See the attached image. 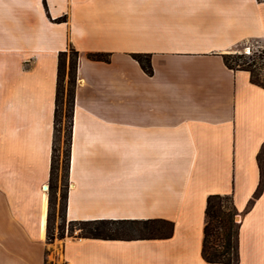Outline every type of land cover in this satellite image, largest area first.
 <instances>
[{"label":"crops","instance_id":"crops-1","mask_svg":"<svg viewBox=\"0 0 264 264\" xmlns=\"http://www.w3.org/2000/svg\"><path fill=\"white\" fill-rule=\"evenodd\" d=\"M246 45L264 50V0H0V264H44L56 243L64 264H206L212 195L239 214L238 264H264V188L248 209L264 88L222 59ZM70 47L66 221L163 220L169 238L47 243L58 56Z\"/></svg>","mask_w":264,"mask_h":264},{"label":"trees","instance_id":"trees-1","mask_svg":"<svg viewBox=\"0 0 264 264\" xmlns=\"http://www.w3.org/2000/svg\"><path fill=\"white\" fill-rule=\"evenodd\" d=\"M64 19H60L62 21ZM68 53L70 58L68 60ZM79 54L72 47L58 56L56 90L54 100V119H53V137L50 158L49 173V207L47 217V243L54 240V232L51 219V211L56 203L54 188V179L57 178L59 168L57 156V141L60 133L61 124V105L63 80L67 77V101L64 129V152L62 162V173L65 184L62 186L60 195V219L65 222L66 211V192L68 186V171L70 161L71 147V128L73 119V104L76 88V72ZM87 59L95 62L109 63L111 54L108 53H90ZM131 58L136 61L142 71L148 75H153L150 64V55L131 54ZM224 65L233 71H245L250 74V81L258 87L264 88V85L254 81L251 75L252 61H244L243 56L224 55L222 56ZM258 167L260 171V182L248 209L253 202L260 196L264 188V146L258 155ZM238 213L234 207L231 197L212 195L206 200L205 208V226L203 231L202 258L206 264H238V234L239 224L234 222V217ZM74 230L79 234L74 238L103 240V241H135V240H154L166 239L172 235L173 225L163 220H90V221H72L69 222L68 237H72ZM64 225L58 228L57 238H65ZM47 264V260L44 261ZM64 264V263H63Z\"/></svg>","mask_w":264,"mask_h":264},{"label":"rangeland","instance_id":"rangeland-1","mask_svg":"<svg viewBox=\"0 0 264 264\" xmlns=\"http://www.w3.org/2000/svg\"><path fill=\"white\" fill-rule=\"evenodd\" d=\"M227 55H237L243 56L244 61H252L254 64L251 66V75L254 81L264 85V50L256 49L253 46H240L233 51H231ZM70 58V55L68 53V60ZM67 82L68 79L65 77L63 80V92H62V105H61V124L59 127L60 133L58 134V141L56 144L57 147V156H58V162H59V170L57 172V178L54 179V188L52 190V193H55L56 189H59V199L57 202L53 205L52 211H51V219H52V226L55 224V229L53 228L54 232V240L58 236V228L62 225L65 227L64 234L65 236H68V227L69 222L65 220V222H62L60 219V195L62 192V186L65 184V180L63 179V173H62V162H63V152H64V129H65V114H66V101H67ZM239 215V214H238ZM237 215V216H238ZM237 216L234 217V222L238 223L239 219ZM79 234L78 230H74V233L72 237L77 236ZM61 241V240H58ZM47 264H63L62 258H61V248L59 246H56L51 249V251L48 253L47 256Z\"/></svg>","mask_w":264,"mask_h":264},{"label":"water","instance_id":"water-1","mask_svg":"<svg viewBox=\"0 0 264 264\" xmlns=\"http://www.w3.org/2000/svg\"><path fill=\"white\" fill-rule=\"evenodd\" d=\"M45 189H46V187H45Z\"/></svg>","mask_w":264,"mask_h":264},{"label":"bare ground","instance_id":"bare-ground-1","mask_svg":"<svg viewBox=\"0 0 264 264\" xmlns=\"http://www.w3.org/2000/svg\"><path fill=\"white\" fill-rule=\"evenodd\" d=\"M47 190V189H46Z\"/></svg>","mask_w":264,"mask_h":264}]
</instances>
